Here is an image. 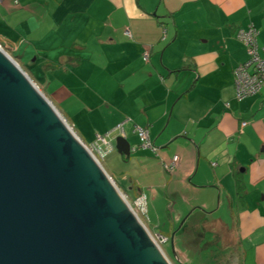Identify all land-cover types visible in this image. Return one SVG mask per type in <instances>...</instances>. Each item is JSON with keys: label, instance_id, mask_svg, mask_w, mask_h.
Listing matches in <instances>:
<instances>
[{"label": "crops", "instance_id": "1", "mask_svg": "<svg viewBox=\"0 0 264 264\" xmlns=\"http://www.w3.org/2000/svg\"><path fill=\"white\" fill-rule=\"evenodd\" d=\"M1 9L12 19L17 10L43 15L18 21L27 46L53 73L50 97L71 125L77 129L74 116L82 115L109 120L100 125L104 131L123 122L148 131L160 151L155 157L141 149L149 156L139 158L135 197L145 195L138 183L146 185L149 171L166 187L169 180L195 193L192 179L208 187L206 207L219 185L231 220H214L207 245L222 248L218 264H264V89L238 101L233 82V69L246 60L236 31L252 25L264 45V0H3ZM81 33L93 41L83 42ZM9 39L0 31V41L18 50ZM103 74L114 88L102 77L101 91H83L82 83L95 87ZM76 135L84 144L94 139ZM174 155L175 169L163 170L160 160Z\"/></svg>", "mask_w": 264, "mask_h": 264}, {"label": "water", "instance_id": "2", "mask_svg": "<svg viewBox=\"0 0 264 264\" xmlns=\"http://www.w3.org/2000/svg\"><path fill=\"white\" fill-rule=\"evenodd\" d=\"M4 54L0 264H167L99 161ZM115 149L123 160L130 156L125 137L115 138Z\"/></svg>", "mask_w": 264, "mask_h": 264}, {"label": "rangeland", "instance_id": "3", "mask_svg": "<svg viewBox=\"0 0 264 264\" xmlns=\"http://www.w3.org/2000/svg\"><path fill=\"white\" fill-rule=\"evenodd\" d=\"M0 14V31L4 32L7 36H9V40H17L18 43V51H14L5 43L0 41V47L10 55V57L20 66V68L32 79V81L38 86L39 90L45 95V97L51 101V103L55 106L61 116L66 120L67 124L71 127L75 134L78 130L82 132V135L85 133L89 138L93 139V142L96 140V136L105 137L112 147V151L106 155V157L101 160L94 152L93 154L97 157L99 163L107 172V174L112 178V181L119 188L122 194L125 196L129 205L140 219L141 223L144 225L145 229L148 231L149 235L155 240L156 236L159 233H163L168 236L169 242L162 245L160 242L158 246L168 259L171 264H218L219 256L223 255L222 248L217 247V242L211 241L210 245L207 243L210 241L211 234L209 231L216 230L214 226V222L217 221V218L221 219L223 222L229 224L231 220V216L229 210L227 208V203L224 200V194L222 193V188L219 185H214L217 192L215 195L208 201L207 207L202 204V199L205 194V190L209 189L208 187H200L197 185L196 180H189L191 185L196 186L195 193L187 192L184 189L183 185L174 184L170 185L169 180L167 182V187L165 182H161L155 177L156 172L149 171L143 174L146 177L145 182L146 185H139L142 192L145 193L147 197V213L146 216L136 212L133 208L135 203V199L139 197L141 194L135 197L134 195V179L139 174L141 162L139 158L142 156H146L140 152L142 148H138L140 144L138 136L133 134V128L131 130V126L127 124V122H123V131L126 133V139L129 142L131 148H135V151H131L130 156L123 160V158L117 153L115 149V138L120 134V129L114 127L110 129L111 125H106V130L100 128L101 123L104 124L109 122V120H96L94 118L83 119L82 115L78 117L74 116V121L77 122L78 128L76 129L71 122L64 116L63 111L52 101L50 97V92L52 91V86L48 90L47 82H44V79L47 80L49 74H47V69L44 68L43 63L41 61L42 57H39V53L36 52L33 48L27 46V42L23 39V24L19 23L18 19H42L43 15L40 13L39 15H35L32 17L29 16V13L24 10L15 11V18L12 19L10 17H6V14L3 9H1ZM6 11V10H5ZM35 11H42L41 8H36ZM25 13V14H24ZM41 16V18H39ZM11 27H8V24ZM54 24V23H53ZM26 27L29 24L25 23ZM83 42L85 40L93 41L92 39H87L85 33L80 34ZM98 47L94 44L89 48L91 51L97 49ZM62 50L58 51L61 53ZM92 56V54H89ZM247 58V55H246ZM90 62V61H89ZM89 62H85V65H88ZM108 68H110L108 66ZM70 69V66H69ZM111 69V68H110ZM82 74H84L82 72ZM102 77L107 78L105 81V86L108 85L109 88H114L111 86V82L108 79V75H100L99 82L97 83V87L92 85V81L90 82V88H86L85 84L82 83L83 91L89 94L94 90L101 91L102 90V82L100 81ZM104 86V85H103ZM126 89H130L128 86ZM91 104V103H90ZM92 106V105H87ZM102 106L105 108L107 104L103 103ZM92 108V107H90ZM102 108V109H104ZM98 116V115H97ZM100 116V115H99ZM121 124V123H120ZM96 125L97 132L94 133V127ZM77 130V131H76ZM108 134V135H107ZM93 136V137H92ZM86 140V139H85ZM93 142L91 144H93ZM91 144H85L88 147H91ZM102 148H105L104 145H101ZM158 149V153H159ZM152 160L159 162V159L152 158ZM167 177V173H164ZM199 186V187H197ZM178 189L179 197L172 196V192ZM221 192V193H220ZM208 195L205 194V197ZM209 197V196H208ZM192 215L187 216V214L192 211ZM210 211V212H207ZM201 219V220H200ZM215 220V221H214ZM206 221V222H205ZM174 234L173 238V247L175 251V256L172 253L171 240L170 237ZM199 234L205 236L204 240H200ZM183 242H182V241ZM229 253V249H226ZM225 252V251H223Z\"/></svg>", "mask_w": 264, "mask_h": 264}, {"label": "built area", "instance_id": "4", "mask_svg": "<svg viewBox=\"0 0 264 264\" xmlns=\"http://www.w3.org/2000/svg\"><path fill=\"white\" fill-rule=\"evenodd\" d=\"M2 3L3 0H0V6ZM125 34H128V31H126ZM163 34H165V30H163ZM257 34V30L252 25H250L247 29H239L236 31V38L244 45L247 55L245 62L233 69L234 93L235 98L238 101L258 94L264 89V45L260 46L257 43ZM143 58L144 60H147L148 55L145 53ZM244 125L245 123H242V126ZM117 128L120 129V134L125 137L123 124L121 123L117 125ZM133 133L138 136L140 142L138 148L149 150L155 157H158V149L149 138L148 131L146 129L136 127ZM101 145H104L105 148H102ZM86 147L92 154L94 152L101 160H103L106 155L112 151L110 142L103 136H96V140L93 144H91V147ZM131 151H135V148H131ZM95 158L97 159L96 156ZM160 161L163 170L170 172L175 169L178 163V156H172L169 162ZM133 208L136 212L146 216V195L141 194L137 197ZM156 239H158V243L160 242L162 245L168 242V238L160 234L156 236Z\"/></svg>", "mask_w": 264, "mask_h": 264}, {"label": "bare ground", "instance_id": "5", "mask_svg": "<svg viewBox=\"0 0 264 264\" xmlns=\"http://www.w3.org/2000/svg\"><path fill=\"white\" fill-rule=\"evenodd\" d=\"M4 52H5V51L0 47V53H1L4 57H5V56L7 57V55H5ZM9 56H10V55H9ZM6 57H5V58H6ZM8 58H9V57H8ZM8 61H9V59H8ZM10 61H11V60H10ZM14 67H15V66H14ZM60 120H61V119H60ZM64 127H65V126H64ZM70 129H71V127H70ZM72 136H73V135H72ZM74 136H75V135H74ZM74 136H73V137H74ZM74 139H75V137H74ZM87 149H88V148H87ZM88 151L91 152L89 149H88ZM92 155H93V154H92ZM93 156H94V155H93ZM110 183L112 184V181H110ZM123 198L126 200L125 196H123ZM126 201H127V200H126ZM127 202H128V201H127ZM127 202H126V203H127ZM127 210H128L129 213H132V214L134 213V214H135V212L133 211V209L131 210V209H129V208L127 207ZM135 215H136V214H135ZM136 216H137V215H136ZM137 218H138V217H137ZM138 220H139V221H138V222L136 221V222L139 224V222H141V221H140L139 218H138ZM147 234H148V236L150 237L149 233H147ZM150 240H151V241L154 243V245L156 246V249H157L159 255L161 256V258H162L167 264H169L168 261H167V259H166V257H165V255H164V253L162 252V250L160 249V247H159L158 244H157L158 239H155V240H154L152 237H150Z\"/></svg>", "mask_w": 264, "mask_h": 264}, {"label": "trees", "instance_id": "6", "mask_svg": "<svg viewBox=\"0 0 264 264\" xmlns=\"http://www.w3.org/2000/svg\"><path fill=\"white\" fill-rule=\"evenodd\" d=\"M244 46V45H243ZM18 51V50H17ZM245 52H246V50H245ZM247 59V58H246ZM47 74H49V77H47V78H49V80L47 79V83H48V81H49V83H48V90L51 88V85H52V81H51V79L53 78L52 76H53V73L52 72H46ZM46 79H44V81H45ZM52 94V92H50V95ZM158 149V148H157ZM160 235H164V236H168V235H165V234H163V233H159ZM169 238V237H168ZM168 242H169V239H168Z\"/></svg>", "mask_w": 264, "mask_h": 264}]
</instances>
